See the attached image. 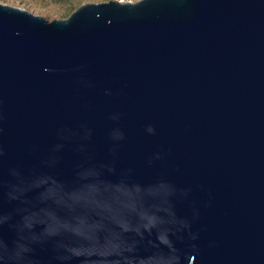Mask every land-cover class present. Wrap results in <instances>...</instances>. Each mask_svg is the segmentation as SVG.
Returning a JSON list of instances; mask_svg holds the SVG:
<instances>
[{
  "label": "water",
  "instance_id": "95a60500",
  "mask_svg": "<svg viewBox=\"0 0 264 264\" xmlns=\"http://www.w3.org/2000/svg\"><path fill=\"white\" fill-rule=\"evenodd\" d=\"M0 264H264V0L0 3Z\"/></svg>",
  "mask_w": 264,
  "mask_h": 264
},
{
  "label": "rangeland",
  "instance_id": "374dc122",
  "mask_svg": "<svg viewBox=\"0 0 264 264\" xmlns=\"http://www.w3.org/2000/svg\"><path fill=\"white\" fill-rule=\"evenodd\" d=\"M102 0H0V3L28 10L52 21L65 19L79 6Z\"/></svg>",
  "mask_w": 264,
  "mask_h": 264
},
{
  "label": "built area",
  "instance_id": "2783aa9c",
  "mask_svg": "<svg viewBox=\"0 0 264 264\" xmlns=\"http://www.w3.org/2000/svg\"><path fill=\"white\" fill-rule=\"evenodd\" d=\"M108 1H117L119 3H136L140 0H102V2H108Z\"/></svg>",
  "mask_w": 264,
  "mask_h": 264
}]
</instances>
